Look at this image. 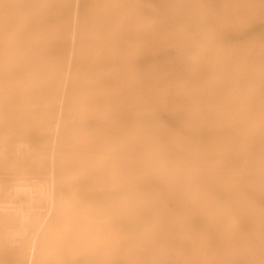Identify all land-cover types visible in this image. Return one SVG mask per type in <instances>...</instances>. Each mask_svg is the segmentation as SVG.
I'll use <instances>...</instances> for the list:
<instances>
[{"label":"bare ground","instance_id":"1","mask_svg":"<svg viewBox=\"0 0 264 264\" xmlns=\"http://www.w3.org/2000/svg\"><path fill=\"white\" fill-rule=\"evenodd\" d=\"M0 264H264V0H0Z\"/></svg>","mask_w":264,"mask_h":264},{"label":"rangeland","instance_id":"2","mask_svg":"<svg viewBox=\"0 0 264 264\" xmlns=\"http://www.w3.org/2000/svg\"><path fill=\"white\" fill-rule=\"evenodd\" d=\"M6 31H9V30H6ZM32 59H34V58H32ZM33 66L35 68H37L38 67V64L34 61L33 62ZM160 151H162V149H160ZM182 159H184L186 162L189 163L188 165H190L191 162H194L196 160V157L191 152H185L184 155L182 156ZM111 241L112 240L109 239V238H105V240H104V242H105L106 245H110ZM139 257H140V260H144L145 259V255L144 254H141ZM168 261H170V260L168 259Z\"/></svg>","mask_w":264,"mask_h":264}]
</instances>
